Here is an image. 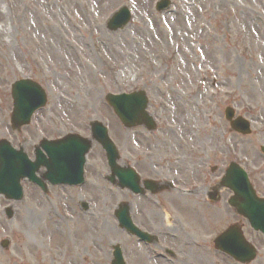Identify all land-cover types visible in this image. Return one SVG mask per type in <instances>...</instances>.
<instances>
[{"label":"rangeland","instance_id":"obj_1","mask_svg":"<svg viewBox=\"0 0 264 264\" xmlns=\"http://www.w3.org/2000/svg\"><path fill=\"white\" fill-rule=\"evenodd\" d=\"M161 1L0 0V26L5 31L0 51V139L7 138L34 158L40 139L70 132L91 137V121L101 120L117 143L120 163L131 164L144 179L175 180L177 188L196 194L166 191L141 199L114 187L106 180L110 170L105 151L95 143L88 155L84 185L50 186L46 192L26 180L25 198L10 202L16 210L14 219L5 216L6 201L0 196V242L11 240L9 250L0 245V264H111L114 245L121 244L127 252L132 242L138 244L119 228L115 217L118 204L125 201L131 204L135 221L144 222L150 230L162 227L164 243L182 255L186 245L171 229L180 230L192 242L197 239L193 234L190 239L193 228L207 233L194 257L167 262L156 258V252L148 251L154 257L149 258L144 248L133 246L128 264H147V260L238 264L214 246L219 227L237 220L235 213L224 212L218 218L217 208L197 204L204 197L203 192L197 193L210 187L232 159L241 160L252 181H259L261 187L264 182L260 150L264 116L260 120L258 111L249 112L243 105V94L255 79L260 78L254 84L257 88L264 80V23L249 18H264V0H172L160 12L157 3ZM123 6L132 11V21L118 31L109 30L108 20ZM37 24L51 25L52 36L44 41ZM59 35L68 41L82 38L89 50L67 48L58 42ZM21 79L39 82L47 91L48 103L30 125L14 131L12 85ZM137 90L149 98L148 112L158 123L155 132L144 127L124 129L105 99L110 93ZM180 99L192 112L180 107ZM227 107L251 122L250 136L231 131L225 119ZM212 132H216L214 143ZM231 144L235 155L227 151ZM247 146L260 157L247 153ZM216 166L219 171L213 172ZM84 201L88 211L82 209ZM102 214L104 224L112 229L109 234L98 230ZM87 219L93 227H84ZM252 240L261 250L252 264H264V238Z\"/></svg>","mask_w":264,"mask_h":264},{"label":"water","instance_id":"obj_2","mask_svg":"<svg viewBox=\"0 0 264 264\" xmlns=\"http://www.w3.org/2000/svg\"><path fill=\"white\" fill-rule=\"evenodd\" d=\"M169 4L168 0L162 1L158 4V9H163ZM125 15L124 18H120V14H118L113 22H111L110 26L112 29H117L120 26L125 25L128 22V17L125 11H123ZM13 95L16 101V109L14 112L13 122L16 127H22L25 124H29L30 117L33 111L36 108L42 107L46 103V95L44 90L35 82L31 80H22L18 81L14 84L13 87ZM107 99L109 103L115 108L119 116L125 120L126 125L129 127L136 124V120L144 114L143 110L146 108L148 100L145 96L144 92H139L133 95H108ZM228 117L231 118L233 116V111L228 110ZM150 123V122H149ZM101 127L99 122L94 124V131L97 138L103 143L109 152L110 159L113 161V157L115 160L118 158V152L113 146L109 143L106 135L103 131H99L98 128ZM244 129L243 132H249V124L244 122V125H241ZM99 137H98V135ZM92 142L90 140L84 139L79 135H68L67 137L57 140V141H48L43 140L41 146L49 153L50 159L44 162L41 160V156L39 150L37 155V161L31 162L27 156V154L23 151H15L14 154L11 155L10 160L8 157H2L1 151L3 148L10 146L8 142L1 141L0 142V192L5 193L8 198H20L18 197V193H21L20 180L26 177L27 175L31 177H35V171H37L42 164L46 165L49 168L48 177L55 178H65L66 175L60 170L64 169L65 165L77 164L79 167L80 176L82 174L83 164L85 163V155L90 150ZM11 147V146H10ZM71 152L73 154H71ZM69 156V157H68ZM115 160L113 161L112 167L114 170V175L112 179H114L115 175H119L124 179L125 182L133 185L138 183V178L136 175L128 170H121L116 167ZM20 167H22V172L19 173ZM51 174V175H50ZM10 178L13 180V187H5L3 185V179ZM228 181H230V173H228ZM244 186L247 187V191H245V187L236 186L237 196L233 199L232 204L237 207L239 212L243 213L247 217L251 218V220L261 226V216L259 213L261 210L259 208H264V201H261L257 197L255 198L254 192L246 178L244 181ZM241 189V190H240ZM251 210V211H249ZM128 208H122L117 215L119 219L125 220L128 218ZM10 213V211H9ZM11 216V215H10ZM240 241L235 244H229L227 241L223 243L221 241L219 243V237L216 240V246L227 250V252L236 256L238 260L242 262H250L256 257L254 250L249 247V245L244 241L243 238L240 237ZM5 247H8L9 241L6 240L3 242ZM113 264H123L121 260V252L119 248L115 251V259Z\"/></svg>","mask_w":264,"mask_h":264},{"label":"bare ground","instance_id":"obj_3","mask_svg":"<svg viewBox=\"0 0 264 264\" xmlns=\"http://www.w3.org/2000/svg\"><path fill=\"white\" fill-rule=\"evenodd\" d=\"M249 18L255 19L257 21H262L264 23V18H262V17H260V18L256 17L255 18V17L251 16ZM2 27H3V25H2ZM37 27L39 29L40 34L43 36L44 41L47 38L52 36L51 25L40 26L39 24H37ZM4 34H5V31L0 26V51L4 50V48H3V46L5 44V41L3 39ZM57 40L59 43H64L62 45H64L67 48H70V49H74V50L83 49L86 51L89 50L88 43L82 38L76 37V38H74L73 41H68L63 35H59L57 37ZM8 41L11 42V37L9 36V34H8ZM259 79L260 78L255 79V82L250 86L249 90L243 94V99H244V105L246 106L247 110L252 111V112H256L257 109H259L258 110V117H259V119H261V117L264 116V107L262 106V101L264 99V80L261 83L259 88H257L254 85L255 83L257 85L259 84L258 83ZM184 97H186V96H184ZM188 100L191 102V106H192L193 105V99L189 98ZM164 103L166 104V102H164ZM178 104L180 105V107L182 109L184 108V110L192 112L191 106L189 107L187 103L183 102V99H180V102ZM263 105H264V102H263ZM193 116H194L195 121L197 122V119H196L194 114H193ZM211 137H212V139H211L212 142L216 141V132H212ZM246 151H247V153L251 154L252 156L257 157L256 152L252 149L251 146H247ZM104 219H105V215H103V214L99 215L98 230H99V232L109 234V232H112V229L104 224ZM84 227H86V228L93 227V223L89 219L84 220ZM147 264H156V263L153 260H147Z\"/></svg>","mask_w":264,"mask_h":264},{"label":"flooded vegetation","instance_id":"obj_4","mask_svg":"<svg viewBox=\"0 0 264 264\" xmlns=\"http://www.w3.org/2000/svg\"><path fill=\"white\" fill-rule=\"evenodd\" d=\"M219 180V179H218ZM264 194V193H263ZM222 197V196H221ZM229 198V197H228ZM222 199V198H221ZM220 207V206H219ZM237 222V221H236ZM241 225H242V227L243 228H245V226H244V223H241ZM223 230H224V227H223V225H222V227H221V229L219 230V232H223Z\"/></svg>","mask_w":264,"mask_h":264}]
</instances>
